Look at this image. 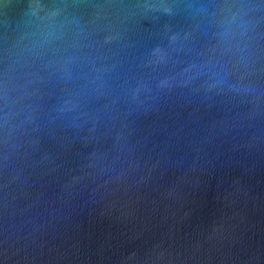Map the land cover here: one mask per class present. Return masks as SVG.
Instances as JSON below:
<instances>
[{
	"label": "water",
	"instance_id": "obj_1",
	"mask_svg": "<svg viewBox=\"0 0 264 264\" xmlns=\"http://www.w3.org/2000/svg\"><path fill=\"white\" fill-rule=\"evenodd\" d=\"M0 264H264V0H0Z\"/></svg>",
	"mask_w": 264,
	"mask_h": 264
}]
</instances>
